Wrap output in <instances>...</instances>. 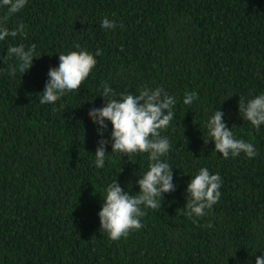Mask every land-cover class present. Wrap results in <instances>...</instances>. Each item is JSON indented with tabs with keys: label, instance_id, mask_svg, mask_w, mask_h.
I'll return each instance as SVG.
<instances>
[{
	"label": "trees",
	"instance_id": "trees-1",
	"mask_svg": "<svg viewBox=\"0 0 264 264\" xmlns=\"http://www.w3.org/2000/svg\"><path fill=\"white\" fill-rule=\"evenodd\" d=\"M105 18L116 27L102 29ZM18 25L23 34L0 41V264H255L264 255V125L251 126L238 107L264 94V0H27L14 15L0 7V28ZM20 44H34L35 58L9 75L18 62L7 49ZM71 51L92 54L95 67L78 90L41 104L49 69ZM104 84L117 98L143 88L176 98L161 131L175 191L117 241L100 230L107 185L138 193L151 161L111 153L110 122L97 134L87 114L105 105ZM186 92L198 96L190 105ZM216 110L254 158L215 151L206 125ZM201 168L219 174L221 196L189 217L186 188Z\"/></svg>",
	"mask_w": 264,
	"mask_h": 264
},
{
	"label": "clouds",
	"instance_id": "clouds-1",
	"mask_svg": "<svg viewBox=\"0 0 264 264\" xmlns=\"http://www.w3.org/2000/svg\"><path fill=\"white\" fill-rule=\"evenodd\" d=\"M26 4L27 0H0V7H7L9 15L19 13ZM100 26L108 30L114 29L116 24L105 18ZM23 31V25H18L12 30L7 27L0 28V41L8 37L15 38L23 34ZM35 48L34 44L28 48L20 44L7 49V55L14 57L18 62L17 66L10 68L9 75L14 76L17 70L22 75L28 72L35 58ZM101 54L98 49L95 55ZM59 61L58 68H50L48 71L49 79L43 93L39 94L41 104H54L66 92L78 90L97 63L95 57L86 51L60 54ZM101 96L105 105L102 108L90 109L87 115L98 126L99 136H103L107 128L105 121L111 123V153L118 152L124 154L123 156L147 153L151 161L149 170L136 181L138 193L130 194L124 191L116 179L107 185L104 203L98 213L100 230L106 232L109 239L117 241L127 237L130 231L141 229V218L145 215V210L161 208L163 194L175 191L173 169L161 159L169 153L171 144L168 138L161 135V131L167 129L174 118L176 98L168 95L163 88H143L138 95L120 93L117 98L115 90L107 84L103 85ZM197 98V93L186 92L183 103L190 105ZM238 107L251 126L259 129L264 125V94L247 101L239 98ZM206 127L211 137L208 141L214 143L215 151L225 159L241 153L249 158L257 155L253 144L235 137L233 131L223 122L221 111H213ZM107 143L105 139L98 141L99 146L94 155L97 168L102 169L105 166L106 156L109 155L105 151ZM221 184L218 173L211 174L207 168H201L198 174L190 179L186 188L187 203L184 214L189 217L205 215L206 209L211 210L218 203ZM255 264H264V255H260Z\"/></svg>",
	"mask_w": 264,
	"mask_h": 264
}]
</instances>
